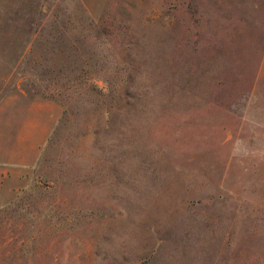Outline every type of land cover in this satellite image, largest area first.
Returning <instances> with one entry per match:
<instances>
[{"label": "rangeland", "instance_id": "374dc122", "mask_svg": "<svg viewBox=\"0 0 264 264\" xmlns=\"http://www.w3.org/2000/svg\"><path fill=\"white\" fill-rule=\"evenodd\" d=\"M0 264H264V0H0Z\"/></svg>", "mask_w": 264, "mask_h": 264}]
</instances>
